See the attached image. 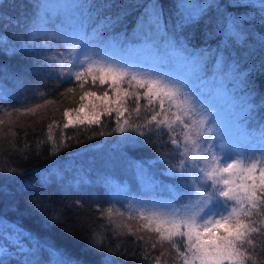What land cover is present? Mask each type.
Here are the masks:
<instances>
[{"label": "snow or ice", "instance_id": "obj_1", "mask_svg": "<svg viewBox=\"0 0 264 264\" xmlns=\"http://www.w3.org/2000/svg\"><path fill=\"white\" fill-rule=\"evenodd\" d=\"M92 7V3H87L86 12ZM142 7L143 13L137 17L133 34L146 40L153 36L167 38L170 44L186 54V63L197 69L201 79L206 80L211 74L212 80H227L231 89L243 91L244 109L240 119L242 123L249 122L257 110L251 76L257 71L264 73V28L257 32L246 16L234 14L233 9L258 8L264 24V0H250L249 3L232 0L229 4L222 0H175L174 23L165 17L164 0H148ZM34 8L37 12L25 26L24 38L0 36V53L37 58L35 71L54 73L61 79L77 83L81 89L89 81L92 86L97 82L101 86L107 85L102 95L89 90L80 96L81 101L88 100L89 103L80 104L79 113H83V117L78 116L76 122L71 120V110H65L63 115L68 122L64 127L74 123L100 125L103 116L111 117L115 113L116 127L112 131L137 134L123 138L124 151L129 153V157L123 158L125 165L137 176H147L153 185L163 182L152 175V166L156 163L164 166L161 175L170 183L163 184V187L170 193V198L150 201L152 210L147 214L139 211V218L145 221L143 228L156 234V242H152L150 247L156 249L157 244L162 247L168 245L153 258L154 264H162L161 257L169 255L172 264H248L249 260L255 261L253 252L249 251L256 246L252 237L254 234L264 236V139L258 145L234 146L223 134L217 115L218 106L212 94H205L195 87L190 75L163 66L133 62L115 54L97 30L110 29L120 23V16L106 17L104 22L90 30L86 15L85 20L77 25L61 27L50 33L54 11L42 0H36ZM186 29L199 30L204 44L200 47L189 45V38H194L196 31L186 34ZM118 35L125 36L126 33ZM49 36L64 47V53L51 57L45 55V48L50 44ZM42 37L45 38L43 44L40 43ZM42 55L45 56L44 63L39 65L38 58ZM7 71V66L0 65V74ZM16 78L23 86L24 77L17 74ZM125 82L129 87H123ZM133 82L143 92L130 91ZM67 91L74 92L75 89ZM91 98L99 103L92 102ZM142 98L147 100L144 107L151 113L150 117L143 123L129 124L127 119L122 122L129 100L133 99L134 111L139 114ZM8 102L9 98L0 95V105ZM89 105L90 112L86 111ZM38 107L40 105L13 109L5 114L9 117L8 122L12 123L13 112L26 115L35 113ZM260 107H264V99L260 101ZM173 108L176 112L170 119L169 112ZM0 112L4 109L0 108ZM4 123L5 120L0 119V125ZM177 123L181 128L179 133L174 130ZM161 129L168 132L165 142L171 149L168 154L157 151L155 158L148 161L131 155L139 144ZM259 131L264 137V120L259 122ZM95 135L110 133L101 130L93 133ZM72 139L74 137L67 138ZM70 146L67 141L59 145L53 142L50 155L55 156ZM152 146L158 149L165 145L158 146L153 142ZM169 158L176 162L170 163ZM0 174L4 175V181L0 182V196L12 201L27 196L29 205L44 216L46 226L61 222L59 214H47L49 209L46 205L50 202L34 190H25L22 184L19 191L15 188L9 190L7 180L22 178V169L2 168ZM47 182V177L41 181L42 184ZM80 203L76 201L78 206ZM111 213V208L107 213L101 212L102 215ZM3 222L0 219V224ZM116 227L119 229L121 225ZM15 231V238L6 237L10 243H0V264H12L13 259L17 264H40L34 259L37 249L25 243L26 239H31V233L19 227ZM128 234L135 235L130 227ZM84 239L85 251L96 258L94 264H118L116 257L127 255L119 246L113 247L107 242L100 232L91 231ZM137 239L143 241L144 237L138 236ZM57 254L56 264H85L63 249H57ZM142 255L145 260L150 258L147 249Z\"/></svg>", "mask_w": 264, "mask_h": 264}, {"label": "trees", "instance_id": "obj_2", "mask_svg": "<svg viewBox=\"0 0 264 264\" xmlns=\"http://www.w3.org/2000/svg\"><path fill=\"white\" fill-rule=\"evenodd\" d=\"M42 2L54 11L49 26L50 33H55L61 27H69L73 22L80 23L85 20L86 15L90 30L104 22L106 17L120 16V23L114 24L110 29L97 30V34L103 37L105 42L116 45L123 54L138 50L152 51L157 48L151 41L153 38L146 40L133 34L137 17L143 13L142 5L148 0H42ZM89 2L93 7L87 13L86 6ZM222 2L229 4L232 0H222ZM242 2L249 3L250 0H242ZM35 3L36 0H0V36L8 39L24 38L25 26L37 12L34 8ZM106 4L109 6L105 7ZM164 6L165 17L170 23H174L175 0H164ZM233 12L246 16L257 32L264 28L258 8L233 9ZM191 31H196V35L194 38H189V45L202 46L204 41L199 30H185L186 34ZM119 33H126V35L121 36L118 35ZM47 39L50 41L48 47L51 50L49 51L48 47L45 48L46 56L51 57L65 52L64 47L56 44L51 36ZM44 41L45 38L42 37L40 43L43 44ZM170 48L173 49L172 52L176 58L177 56L186 58V54L178 47ZM176 58L159 57L154 60L133 62L155 67L163 66L176 70L177 73L190 75L195 87L200 88L205 94H212L214 103H218L216 105L219 117L221 118V111L227 115L226 117L224 115L226 120L223 119L221 122L225 138L229 139L234 146L248 143L260 144L264 139L259 131V122L264 120V107H260V101L264 99V73L257 71L251 76L255 87L257 110L249 122L242 123L239 117L244 109L245 93L243 91L231 89L227 80H212L211 74L203 80L196 68L186 62L178 63ZM44 59L45 56H40L38 64L43 65ZM0 65H5L8 69L6 73L0 74V95L9 98L7 104L0 105V108L4 109V112H0V119L5 120V123L0 125V169L8 167L22 169V178H17L15 181L11 178L7 180L9 190L15 188L19 191L21 184L25 190H34L50 202L46 205L49 209L47 214H59L61 217V222L46 226L44 216L29 205V197H18L12 201L11 198L6 199L0 196V219L4 221L0 224V243H10L6 237L15 238V229L19 227L31 233V239H26L25 243L26 246L37 249L34 259L40 264H56L59 259L57 249H63L67 254L82 259L85 264H94L96 258L94 254L85 251L84 238L91 231H97L102 233L113 247L119 246L126 251L127 255L116 257L118 264H154L153 258L162 250H166L168 245L165 244L162 247L157 244V248L152 249L150 244L156 242V234L144 229L141 220L129 219L131 213L126 214L123 211H126L130 203L138 198L158 199V196L170 198V193L163 187V184L170 183L167 177L161 175L164 166L156 163L151 168L152 175L163 182L159 185H153L147 176H137L130 168V172L124 174L115 168L104 167L109 166L104 157H115L122 161L124 157H129L128 151H124L123 138L128 135H137L112 131L116 127L115 113L111 117L103 116L100 125L74 123L67 128L64 127L68 122L63 115L65 110H71V120L76 122L78 116L83 117V113H79L80 104L89 103L88 100L81 101L80 96L89 90L102 95L107 85L101 86L97 82L95 86H92L89 81L81 89L77 83L61 79L54 73L35 71L34 69L38 66L37 58L7 56L0 53ZM17 74L24 77L23 86L16 78ZM123 87H129V85L125 82ZM70 88H74L75 91H67ZM133 90L143 92V89L136 87L134 82L130 88V91ZM219 97L220 102L217 101ZM91 100L99 103L95 98ZM146 104L147 100L142 98L140 112L137 114L134 111L136 105L133 99H130L126 105L128 111L122 118V122L127 119L129 124L143 123L151 115L144 107ZM37 105L40 107L36 108L35 113L24 115L13 112L11 117L13 122H8L9 117L5 114L6 112ZM165 107H168L167 103ZM156 110L159 111V108L157 107ZM86 111H91V105ZM174 112H176L175 108L169 112L170 119L173 118ZM101 130L110 135L93 136V133ZM174 130L178 133L181 131L178 123L174 126ZM68 137H74V139L67 140ZM167 137V130L161 129L139 144L131 155L138 160L148 161L155 158L157 151L168 154L171 149L165 144ZM77 140L80 142L77 143ZM64 141L71 146L62 149L55 156L50 155L53 142L59 145ZM153 142H156L158 146H165L157 149L152 146ZM169 162L176 161L169 158ZM44 177L48 178L46 184L41 183ZM2 181H4V175L0 174V182ZM147 187H153V189L148 190ZM76 201L81 202L79 206ZM109 208L112 209L111 215L101 214L102 211L107 213ZM116 225L121 227L117 229ZM129 227L135 235L128 234ZM118 232L125 234L118 235ZM138 236H143L144 240L137 239ZM252 239L256 246L249 248V251L253 252L255 261L249 260L248 264H264V236L254 234ZM145 249L150 257L148 260H145L142 255ZM161 260L162 264L165 261L167 264H172L170 255L161 257ZM12 264H17V260L13 259Z\"/></svg>", "mask_w": 264, "mask_h": 264}, {"label": "rangeland", "instance_id": "obj_3", "mask_svg": "<svg viewBox=\"0 0 264 264\" xmlns=\"http://www.w3.org/2000/svg\"><path fill=\"white\" fill-rule=\"evenodd\" d=\"M77 24H78L77 22H73L69 27L75 26ZM152 38L154 40L152 39L151 41L157 46V48L152 51L138 50V51H133L132 53L123 54V53H120L116 45L111 44V47L113 51L115 52V54L125 56L127 58L129 57L130 60L132 61L150 60V59L154 60L155 58H159V57L162 59H165L166 57L176 58L172 52L173 49L170 48L174 45L170 44L167 38L161 37V36H153ZM176 61L178 63H183V62H186V58L183 56H177ZM173 71L177 72L176 70H173ZM217 101L220 102L221 98L219 97ZM216 104L218 105V103ZM217 115H218V118L220 119V122H223V119L226 120L225 117L227 115L225 114V112L223 113V111H221V118L219 117V114ZM104 159H106L107 163L109 164V166L103 165L105 168L106 167L115 168L124 174H128L130 172V169L125 165L124 161L117 159L115 157H111V158L104 157ZM147 189L151 190L153 189V187H147ZM165 199H166L165 197H161V196H158V199L157 198H143V199L138 198L136 200H133L130 203V207L127 208V210L123 212H125L126 214L131 213V216H133V218H131L132 220L136 221L139 219L144 224L145 221L139 218V211L143 210L147 214L148 212L152 210L151 205L149 204L150 201H163ZM48 264H52V263H48Z\"/></svg>", "mask_w": 264, "mask_h": 264}]
</instances>
